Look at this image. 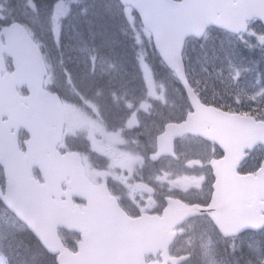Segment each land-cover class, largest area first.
I'll return each mask as SVG.
<instances>
[{
    "label": "water",
    "instance_id": "obj_1",
    "mask_svg": "<svg viewBox=\"0 0 264 264\" xmlns=\"http://www.w3.org/2000/svg\"><path fill=\"white\" fill-rule=\"evenodd\" d=\"M120 2L137 10L144 25L152 31L155 46L164 61L185 81L195 107L185 122L172 125L165 136L172 140L186 132H198L209 139L215 138L224 150L225 157L214 165L219 192L209 211L175 202L162 217L130 218L113 199L89 183L77 154L61 155L57 150L64 122L61 100L43 87L47 69L42 51L24 26L14 23L0 32V72L5 68L3 52L10 54L15 67L13 74L4 78L0 75V163L8 178L6 193L0 187V198L50 253L58 254V264H145L146 255L156 256L160 251H163V262L148 264H179L187 256L167 258L168 249L176 237L174 228L193 214L207 212L225 235L264 226V215L260 217L256 210L246 206L250 190H259L261 178L264 199V164L257 177L240 176L236 171L247 150L264 144V122L257 123L253 118L202 105L186 79L182 57L186 39L189 36L201 38L210 25L238 32L246 29L247 20L254 16L264 20V0ZM1 33L6 37V45ZM24 84L29 90L27 98L20 97L16 91L17 85ZM22 100L29 106H24ZM4 116L8 117L6 122ZM19 127L26 128L31 136L25 142L27 153L19 146ZM34 165L40 167L45 183L33 178ZM63 180L68 182L69 191L63 192ZM225 193L232 205L223 206L229 208L238 228L229 224L223 228L224 222L218 221L219 216L224 215L219 206ZM62 195L67 197L66 201L58 200ZM78 196L88 200L83 209L73 203V197ZM59 228L81 233L77 253L65 247Z\"/></svg>",
    "mask_w": 264,
    "mask_h": 264
},
{
    "label": "rangeland",
    "instance_id": "obj_2",
    "mask_svg": "<svg viewBox=\"0 0 264 264\" xmlns=\"http://www.w3.org/2000/svg\"><path fill=\"white\" fill-rule=\"evenodd\" d=\"M88 1L0 0V11L1 7L7 5L8 15L11 14L13 19L23 20L28 26L32 25L33 34L41 43L51 69L58 68L61 71L68 58L71 62L85 65V70H78V77L76 75L68 77L65 73L64 81L61 80V90L66 93L68 100L65 107L68 122L73 124L76 121L80 125L73 131L74 134L79 142L89 141L94 146H90V156L93 157L94 164L102 162V155L98 150L101 148L100 143L94 141L98 139L96 135H106L109 130L108 121L102 119V116L106 115L100 114L108 113L106 109L120 112L119 118L111 115L109 119L110 123L115 124L114 134L118 137L120 149L130 150L134 159L147 157L154 133L153 124L160 121L163 116L139 118V123H151H144V129L139 130L143 133L142 142L139 144L130 140L131 132H125V136L124 133L120 134L116 124L126 122L129 113L145 109L147 104L151 110L162 112L164 118L176 117L184 113L185 108L189 109L188 101L184 100L183 93L178 90L173 75L169 73V76L161 70V59L151 46V34L140 19L134 17L130 7L124 8L112 0H99L101 9L112 11L115 8L117 20L122 21L121 26L112 25L109 32L99 35L101 39L91 41L92 32L89 28L95 27L94 23L90 22L87 28L90 34L86 35L81 31L83 28L81 23L73 24L78 15L86 16L90 9ZM136 20H139V24ZM69 30L71 36L63 37V32L67 34ZM112 35L119 38L116 39L117 36L109 38ZM217 37L218 33L208 38L214 41L210 46L194 45L190 48L191 56L187 63L192 77L198 84L208 89L209 98L214 96L219 104L236 105L246 112H264V32L256 25L246 36L231 37L233 46L244 45L251 52L252 60L240 65L233 63L236 56L221 52L222 46L216 49L218 44L226 42L225 37L218 39ZM100 47H104L106 51ZM208 57L214 62L210 64L211 68L205 69ZM118 79H122L124 87L126 84V92L123 94L118 93ZM131 79L136 89L133 96L128 92L130 89L128 81ZM51 80V77L47 78L48 85ZM161 82L167 85L164 87L167 93L165 103L159 92H155L154 98L147 92V83L149 87L159 91L163 85ZM89 122L96 123L95 129L90 131L86 129ZM0 180H4L1 168ZM0 214L3 216L0 218L2 223L0 231L5 228V223L8 229L21 228L11 216ZM200 234L202 241L198 245V258L192 260L194 264H264V231L229 242H216L212 236L215 234L211 235L204 230L193 235L197 238ZM239 244L241 245L238 252L235 246ZM225 247L232 249L227 251ZM220 249L224 251L227 262H222L217 256ZM0 264H5L1 254Z\"/></svg>",
    "mask_w": 264,
    "mask_h": 264
},
{
    "label": "flooded vegetation",
    "instance_id": "obj_3",
    "mask_svg": "<svg viewBox=\"0 0 264 264\" xmlns=\"http://www.w3.org/2000/svg\"><path fill=\"white\" fill-rule=\"evenodd\" d=\"M72 67L85 70L84 64H69L68 77L71 76ZM76 76L78 77V74ZM132 80L128 81L130 86L128 92L131 96L136 93ZM125 87L122 79H118L117 90L119 94L126 92ZM147 92L154 98L155 90L149 87L148 83ZM161 96L164 99V94ZM155 114L154 110H149V104H147L145 109L129 113L127 116L128 120L122 122L117 131L125 134L126 130L123 126H127L131 130L130 140L135 144H139L142 142L141 137H143V133L139 130L144 129V124H139L137 118L139 116L150 117ZM157 114L164 116L162 112H157ZM250 115L257 117V113H251ZM129 119H133V121L129 122ZM182 119L183 117L180 116L173 121L180 122ZM144 123L151 124L149 122ZM153 125V130L157 131V134L149 153V158L142 156L139 159L132 160V155L129 151L120 153V150L116 149L111 158L113 163H115L117 173H113L110 176L108 172H104L99 175V178L94 179V181L96 183L107 182L109 188L120 199L123 208L133 216L140 215L142 211L150 213L162 212L167 204V198H177L187 204L207 205L210 201L209 194L212 192L215 180L211 162L223 155L220 148L214 142H210L202 136L186 134L175 139L173 150V153H175L173 155H164L163 153L160 155L157 147V137L164 131L166 123H161L160 126L159 123H154ZM111 138L114 142L116 141L114 134H112ZM153 139L154 134L152 135ZM255 152L256 149L248 153L245 159L248 164L256 162ZM260 153H262V149H260L257 155ZM260 156L261 154L258 157ZM256 164L257 162L254 165ZM255 170L256 168H247L245 172L250 173ZM139 182L147 183L154 189V192L146 194L144 191H138L137 184ZM135 187L137 190H135ZM144 198H146L148 204L143 209L141 207L138 208V202ZM150 205H157L158 207L149 208ZM201 218L206 217L203 215L192 217L178 227L180 235L170 248L171 254L177 255L186 251L187 242L181 239V231L193 228L196 225L199 226Z\"/></svg>",
    "mask_w": 264,
    "mask_h": 264
},
{
    "label": "trees",
    "instance_id": "obj_4",
    "mask_svg": "<svg viewBox=\"0 0 264 264\" xmlns=\"http://www.w3.org/2000/svg\"><path fill=\"white\" fill-rule=\"evenodd\" d=\"M113 2L115 0H112ZM89 10L87 11L86 16L78 15L73 24L81 23L83 28L81 31L86 34H90L87 30L89 28L90 22L95 24V27L89 28L92 32L91 41L101 39L99 35L109 32L112 25L121 26L122 21L117 20L116 9L114 8L112 11L108 9L104 10L100 8L99 0H89ZM113 5V4H112ZM110 5V6H112ZM109 8V7H108ZM27 19V17H24ZM23 21V20H22ZM74 26V25H73ZM72 26V28H73ZM71 28V29H72ZM97 32H99L97 34ZM75 35V34H74ZM66 36H71L70 30L66 34ZM117 35H112L109 38L115 37ZM116 39L119 36L115 37ZM191 41L189 40L186 46V61L189 60L191 53L190 48L194 47V42L189 44ZM91 45V44H90ZM222 53L227 49L225 44H221ZM105 52L104 47H100ZM189 49V50H188ZM214 60L208 57V65L212 64ZM209 68V66H206ZM39 174V173H37ZM5 207L0 201V210H3ZM64 237L68 245H71L72 240L69 239L68 233L64 232ZM0 251L4 255L6 264H57L55 257L47 252V250L41 245L39 240L30 232L27 228L21 230H13V229H3L0 231ZM222 262H227L228 259L225 257L220 258Z\"/></svg>",
    "mask_w": 264,
    "mask_h": 264
},
{
    "label": "bare ground",
    "instance_id": "obj_5",
    "mask_svg": "<svg viewBox=\"0 0 264 264\" xmlns=\"http://www.w3.org/2000/svg\"><path fill=\"white\" fill-rule=\"evenodd\" d=\"M115 113V112H114Z\"/></svg>",
    "mask_w": 264,
    "mask_h": 264
}]
</instances>
